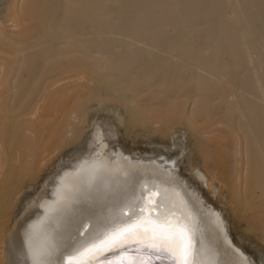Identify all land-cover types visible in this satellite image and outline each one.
Instances as JSON below:
<instances>
[{
	"label": "bare ground",
	"instance_id": "6f19581e",
	"mask_svg": "<svg viewBox=\"0 0 264 264\" xmlns=\"http://www.w3.org/2000/svg\"><path fill=\"white\" fill-rule=\"evenodd\" d=\"M2 16L0 264H68L136 229L185 234L188 264H254L176 158L126 153L99 124L55 152L89 111L138 98L165 134L188 126L190 173L264 239V0H0Z\"/></svg>",
	"mask_w": 264,
	"mask_h": 264
},
{
	"label": "rangeland",
	"instance_id": "374dc122",
	"mask_svg": "<svg viewBox=\"0 0 264 264\" xmlns=\"http://www.w3.org/2000/svg\"><path fill=\"white\" fill-rule=\"evenodd\" d=\"M2 10L5 12L6 7H3ZM0 23H5L3 16L0 18ZM135 101L138 103V106H144L143 102H141L138 98H136ZM132 103L134 104L131 107H133L135 112L136 110L138 111L135 113L132 109V113H135V115L137 114L134 116V118L133 114L129 113L124 105L114 99L108 100L103 106L102 111H89V115L86 117L85 121H78L76 131H79V133L75 132L69 136L67 138V143L55 152V154L61 155V159L59 158L58 161L76 154L77 152L81 151V149L83 150L84 146L87 145L86 143L93 133L94 128L98 126V124L100 127L102 126L104 133L106 132L109 141L115 140V142H113L115 144L111 143V145L120 147L126 153L132 155L136 154L138 156L161 155L160 158L166 157L168 162H172L174 158H176L177 160L175 162V169L177 170L178 175L185 180L187 179L191 187L201 192L205 199L214 207L215 210H217V212L221 215V218L226 223L233 242L248 257L252 258L254 264H264V239L261 238L256 231L247 228V225L243 220L244 218L242 219V216H240L245 214L243 213L244 210L241 212L237 208H234L233 205L231 206L227 201L225 202V200H222L223 202L220 203L216 199L217 197L211 195L209 193V189L205 187V185H203L199 179L190 173L193 169L188 163V154L190 152L189 149H191L192 153H195L196 149L194 146L196 143L194 141L195 138L190 133L188 126L184 122H181L176 124L168 133L165 134L163 131H161L164 121L161 120L162 118H158L160 113L157 114V112H155L157 107H150V105H147L148 103H145L148 107H136V103ZM117 111L118 113H116ZM115 113L116 116L114 115ZM118 116L120 117L117 118ZM127 117L131 118V120H128ZM178 117L180 116L175 115V118L173 119L171 117L170 120L177 121ZM132 123L134 124L132 125ZM183 130L184 133L182 132ZM109 131L110 133H108ZM226 134L224 133L221 135L222 140H225ZM182 143H186L185 148L187 154L184 156H181L179 148V145ZM197 161L198 160H194V164H196ZM216 173L217 174L215 175L219 179H221L222 176L228 174V172L226 173L222 170H219ZM45 177L46 175L43 174L41 181L38 183V185H36L35 190H25L23 198H21L20 202L15 205L10 214V224H13L17 218L22 215L23 209L26 207V203L39 191L40 184ZM23 202H25V205ZM235 209L236 213L234 214L233 211Z\"/></svg>",
	"mask_w": 264,
	"mask_h": 264
},
{
	"label": "snow or ice",
	"instance_id": "6c2138e0",
	"mask_svg": "<svg viewBox=\"0 0 264 264\" xmlns=\"http://www.w3.org/2000/svg\"><path fill=\"white\" fill-rule=\"evenodd\" d=\"M106 245L98 251L93 252L91 256H85L84 259H70L68 264H91V260L96 255H101L104 252H114L125 249L129 244L142 245V249L152 254L155 259L168 261L169 264H188L187 256L191 251V240L179 230L173 229L170 231H161L157 229H136L128 231L127 234L113 238L112 240L102 241ZM93 247H96L93 245ZM86 251H91L88 249ZM121 264H124L121 261ZM130 264H136L135 261Z\"/></svg>",
	"mask_w": 264,
	"mask_h": 264
},
{
	"label": "water",
	"instance_id": "95a60500",
	"mask_svg": "<svg viewBox=\"0 0 264 264\" xmlns=\"http://www.w3.org/2000/svg\"><path fill=\"white\" fill-rule=\"evenodd\" d=\"M137 244H129L125 249L114 252L103 253L96 264H130L128 262L135 261L136 264H169L168 261L155 259L152 254L146 250L138 249Z\"/></svg>",
	"mask_w": 264,
	"mask_h": 264
}]
</instances>
